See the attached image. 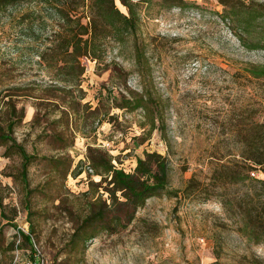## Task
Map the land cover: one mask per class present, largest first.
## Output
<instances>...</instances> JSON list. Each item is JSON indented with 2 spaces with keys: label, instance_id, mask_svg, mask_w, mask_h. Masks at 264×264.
<instances>
[{
  "label": "rangeland",
  "instance_id": "rangeland-1",
  "mask_svg": "<svg viewBox=\"0 0 264 264\" xmlns=\"http://www.w3.org/2000/svg\"><path fill=\"white\" fill-rule=\"evenodd\" d=\"M224 1H139L134 39L143 55L135 58L130 38L107 41L98 61L82 58V102L98 111L69 128L57 119L55 69L38 56L58 29L54 18L35 3L0 14V107L10 96L23 106L12 135L36 155L25 190L19 154L0 145V264L11 260L12 227L26 220L46 264H264V187L233 174L250 173L251 142L264 143V80L248 72L264 64V0H229L260 14L249 26L223 20ZM37 10L43 23L24 18ZM145 90L160 106L163 135L147 133L141 109L118 107L123 96ZM59 131L64 141L51 136ZM89 147L107 151L125 171L144 151L160 153L177 196H152L127 227L70 245L95 193L91 182L101 179L89 167ZM67 164L83 171L65 174Z\"/></svg>",
  "mask_w": 264,
  "mask_h": 264
},
{
  "label": "trees",
  "instance_id": "trees-1",
  "mask_svg": "<svg viewBox=\"0 0 264 264\" xmlns=\"http://www.w3.org/2000/svg\"><path fill=\"white\" fill-rule=\"evenodd\" d=\"M139 1L144 3L149 0H119L125 8L124 12L117 6L115 0H0V14L6 13L20 3H35L42 6L50 18H54L58 29L54 31L50 46L45 47L38 56L47 66L55 69L59 85H50V87L60 93V95L57 94L58 96L53 94L60 99V104L56 106L60 112L57 119L58 122L63 120L67 128L70 125L75 126L77 121L83 124L88 117L95 116L98 111L97 107L91 109L89 102H82L84 91L81 81L85 68L81 62L82 58L98 61L105 53L107 41L124 44L130 38L134 41L135 58L140 59L143 55L140 46L134 39L140 23L139 12L136 9ZM161 1L167 6H181L184 3L183 0ZM223 4L225 11L220 14L223 20H237L239 23L249 26L251 20L260 17V14L252 15L251 11H241L246 8L243 3H231L227 0ZM23 16L31 21L40 20L43 23L44 20L38 10L27 12ZM246 32L248 33V31ZM31 34L34 39V34L32 32ZM239 37L242 38V36ZM248 72L254 78L264 80V64L254 65L250 69L248 68ZM113 99L116 98L113 97ZM3 105H5V116L0 124V145L5 146L7 154L12 149L19 154L21 158L20 179L25 190H28V166L36 159V155L29 153L23 145L15 141L12 135L14 127L24 116V108L23 106L17 108V100H14L12 96L4 100ZM3 105L0 107V111L3 109ZM118 107L126 108L128 111L141 109L145 123L148 125L147 133L151 134L153 130H158L163 135L162 128H160L162 124L159 123H162L163 116H161L160 106L151 92L145 90L141 95L123 96ZM102 121L103 119L98 118L96 126L92 128L93 131ZM84 130H86L85 127ZM82 133L85 132L82 131ZM51 136L64 141L63 132H53ZM251 150V160L253 161L251 168H255L256 165H264V143L251 142ZM87 159L93 173L100 175L101 179L99 182H91V185L95 186V193L93 192V196L87 202L89 206L87 212L71 234L69 244L72 246L85 245L101 231L114 233L127 227L133 221L136 210L152 196H159L165 192L177 196L176 192L169 190V162L156 151H144L143 156H137V162L132 171H125L123 167H117L112 162L115 158L111 154L97 148H88ZM70 171L75 177L83 171V168L81 164H76L71 169V164H67L65 174ZM233 174L241 181L251 180L252 188L257 184L264 187V179L261 177H251L248 172L242 176H240V172L234 171ZM102 183L105 185L102 187L103 192H100L98 187ZM187 189L190 190L191 187L188 186ZM105 193L106 197H103ZM221 204L224 206L226 202L221 200ZM28 205L26 204V206ZM0 217H4L2 211ZM26 222L28 221L26 220ZM28 224L31 223L28 222ZM29 230L33 234V226ZM10 243L11 249H13L11 240ZM26 243L29 244V239L27 236H23V246Z\"/></svg>",
  "mask_w": 264,
  "mask_h": 264
},
{
  "label": "built area",
  "instance_id": "built-area-1",
  "mask_svg": "<svg viewBox=\"0 0 264 264\" xmlns=\"http://www.w3.org/2000/svg\"><path fill=\"white\" fill-rule=\"evenodd\" d=\"M250 176L264 179V165H256L250 171ZM10 240L13 243L11 260L9 264H46L41 251L38 250L33 234L29 230V224L25 221L23 224L16 223L11 230ZM23 236L29 239V247L23 246Z\"/></svg>",
  "mask_w": 264,
  "mask_h": 264
}]
</instances>
